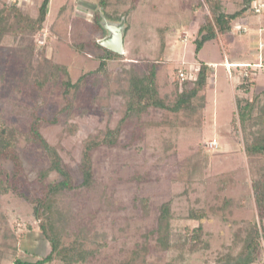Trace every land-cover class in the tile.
Returning a JSON list of instances; mask_svg holds the SVG:
<instances>
[{"label": "rangeland", "instance_id": "1", "mask_svg": "<svg viewBox=\"0 0 264 264\" xmlns=\"http://www.w3.org/2000/svg\"><path fill=\"white\" fill-rule=\"evenodd\" d=\"M98 1L50 0L42 27L31 34L14 33L16 16L0 0V125L19 134L16 151L22 164L18 180L23 194L0 192V264H10L14 256L29 252L44 255L49 249L25 196H35L61 175L39 174L48 169L50 159L27 137L35 118L71 176L72 188L57 198V223L66 229V243L82 237L84 247L93 250L84 264H240L237 257L245 236L240 231L254 221L259 226L253 182L264 174V156L244 153V135L246 131L252 137L261 125L257 122L264 94L244 131L236 111V121L230 123L234 91L222 63L223 46L214 39L205 42L197 56L194 51L193 39L208 11L206 2L137 0L135 6L132 0H110L102 9ZM16 2L21 14L36 19L41 0H29L26 9L21 0ZM242 4L245 0H231L227 10ZM126 10L130 11L127 18L122 15ZM102 15L112 22L125 18L124 53L108 59L106 73L89 74L104 53L95 44L105 35ZM262 37L263 43L264 32ZM254 45L250 50L258 52ZM261 52L264 55V47ZM198 58L218 64L189 107L178 111L150 107L121 122L128 85L124 71L130 65L142 72L150 61L158 60V91L171 102L176 93L172 73L183 71L195 78ZM255 74L257 86L264 87V66ZM68 81L76 85L66 91ZM258 92L253 86L238 95L250 99ZM116 127L114 144L102 143L91 151L93 184L87 189L81 185L83 147ZM210 141L217 142L218 148H208ZM12 168L11 161L0 158L2 180L12 176ZM165 201L171 207L169 248L160 247L149 235ZM194 208L206 213L202 223L206 245L201 243L190 254L178 241L185 226L199 224L188 217ZM260 243L251 264H264Z\"/></svg>", "mask_w": 264, "mask_h": 264}, {"label": "trees", "instance_id": "2", "mask_svg": "<svg viewBox=\"0 0 264 264\" xmlns=\"http://www.w3.org/2000/svg\"><path fill=\"white\" fill-rule=\"evenodd\" d=\"M50 0H41L38 6V15L36 19H29L19 11L17 2L5 3V10L9 13H14L16 16L11 29L16 32H29L34 34L40 27L47 16L48 3ZM110 0H99L98 4L102 9H105ZM119 0H115L117 2ZM137 0H132V3L136 6ZM208 5V11L203 16V21L198 27L196 36L193 39L195 44V56L202 48L205 42L217 39L231 28V21L236 17L246 12L253 13L251 9V2L253 0H247L244 6L238 10L228 13L222 9L219 0H202ZM203 2V3H204ZM249 2V3H248ZM4 9V8H3ZM12 9V10H10ZM130 11H124L122 15L127 18ZM8 13V14H9ZM254 14V13H253ZM264 14V13H262ZM121 17V16H120ZM118 17V18H120ZM126 22V21H125ZM3 29V28H2ZM126 31V30H125ZM0 31V39L1 33ZM164 40L162 34L161 40ZM95 44L103 49V54L99 56L100 62L98 67L89 72L90 73H106L107 61L114 56H121V54L110 51L97 42ZM150 61V60H148ZM158 60L150 61V64L146 66L144 71L138 72L137 69L130 65V68L125 70L128 85L124 90L126 99V109L124 117L121 120L131 118L132 116H139L141 113L146 112L150 107L168 109L172 111H178L189 107L191 101L198 95L199 91L203 90L207 84V79L211 74V68L202 61H199L196 77L189 78L187 75L181 78L179 72L172 73L173 82L176 88V93L173 101L169 102L165 97L160 96L157 80H156V68ZM62 68V67H61ZM249 65L243 67L242 72L239 74V83L236 86L237 89L248 92L250 88L255 86L253 70L248 69ZM249 70V72L246 71ZM230 75L231 69L227 68ZM247 72V75L245 74ZM185 74V73H184ZM81 78L78 79L80 81ZM43 82H41L42 84ZM65 90L67 91L70 86H75L76 83L70 81L65 82ZM64 91V92H66ZM264 94V91L255 93L252 98L235 96V111L238 117L239 125L244 131L247 122L252 119L253 110L257 105L258 99ZM261 119H258V124H261L259 128L252 132V137L245 131L244 135V153L246 155H260L264 156V124L260 123L264 121V104ZM235 111L230 120V123H234ZM259 117V116H258ZM257 118V117H256ZM40 121L38 118L33 119L29 125V133L27 137L36 142L42 150L48 155L50 159V166L48 169L43 170L39 174L46 176L50 171H56L61 175V179L56 183H49L45 185L40 192L35 196H25L27 201L32 205V215L37 221V226L43 239L48 244V251L44 255H38L32 252L28 253V256H14L10 264H52L55 261L60 264H84L89 256L93 254V250L84 247V239L82 237H75L70 242H65L66 229L57 223V198L60 194L67 189L72 188L71 176L62 166L61 158L56 149H54L39 131ZM119 127L115 129H107L106 134L102 139H92L85 143L81 155L80 172H81V185L87 189L92 187L93 184V172L91 166V151L100 144H114L117 139ZM19 134L16 129L6 125H0V158L7 159L12 162V176L5 181L0 177V192L7 193L9 191H15L19 195L23 196L19 191L18 176L22 171L21 160L16 151L17 141ZM218 144V143H217ZM218 148V146H217ZM253 198L256 206L257 213H259L260 221L259 226L256 222H251L249 227H243L240 232H244V247L240 251L237 259L240 260V264H251L256 261V251L262 245L264 246V174L261 175L255 182H253ZM188 217L199 221L197 226H185L182 235L179 237L178 243L183 247L187 253L200 249V244L206 245V241L203 240L202 223L206 217L205 211L202 209H191L188 213ZM261 221L262 224L260 223ZM171 207L170 201L161 203L159 207V215L157 217V224L149 235L155 236L156 242L160 247L169 248L171 245ZM203 246V247H204ZM202 247V248H203ZM3 264V263H2ZM227 264V262L225 263ZM237 264V262L235 263Z\"/></svg>", "mask_w": 264, "mask_h": 264}, {"label": "crops", "instance_id": "3", "mask_svg": "<svg viewBox=\"0 0 264 264\" xmlns=\"http://www.w3.org/2000/svg\"><path fill=\"white\" fill-rule=\"evenodd\" d=\"M10 1L11 0H4L5 3H12ZM219 1L222 6V9L225 12L232 13L236 11V10L234 11L227 10V5L231 0H219ZM28 2L29 0H21L22 7L24 9H26V4ZM246 3L247 2H245V4ZM243 5L244 4H242L239 8H241ZM263 18H264V14L257 15V14L250 13L247 10L246 12L236 17L233 21H231V28L229 31L225 32L222 36L217 37V39L215 38V40H217L219 44L221 43V45L223 46V50L225 52L223 54L224 61L222 63L226 64V66L227 64L230 65L231 72L228 78L230 80V84L233 87V91H234V107L235 108H236L235 96L239 94V91H241L237 89L236 86L239 83V74L240 72H242L243 67H246L249 65L248 69L253 70L254 79H255L256 77L255 73L257 72V69L259 67L264 66V55L261 54L262 53L261 49L264 47V42L263 43L261 42V39H263L262 36L264 32V27L262 26ZM184 32L186 35L188 34L186 33V31ZM181 40L183 42L187 41V40L184 41L183 38H181ZM253 42L255 44L254 46L258 45V48H257L258 52L250 50L251 44ZM199 52L200 50L198 51V53ZM198 60L210 66L211 73H214L213 68L216 64H218L217 62H206L200 58H198ZM226 72H227V67H226ZM208 81L209 80L207 79V83ZM255 88L259 89L260 91H264V87L257 86L256 79H255ZM238 96L241 97L242 95H238ZM234 111H232V116H233Z\"/></svg>", "mask_w": 264, "mask_h": 264}, {"label": "water", "instance_id": "4", "mask_svg": "<svg viewBox=\"0 0 264 264\" xmlns=\"http://www.w3.org/2000/svg\"><path fill=\"white\" fill-rule=\"evenodd\" d=\"M100 22L105 35L97 40L102 47L118 54L124 53V30L125 18L122 17L119 22L109 21L105 16H101Z\"/></svg>", "mask_w": 264, "mask_h": 264}, {"label": "built area", "instance_id": "5", "mask_svg": "<svg viewBox=\"0 0 264 264\" xmlns=\"http://www.w3.org/2000/svg\"><path fill=\"white\" fill-rule=\"evenodd\" d=\"M13 1H16V0H11L10 2H13ZM17 5H19L18 2H17ZM251 9H252L254 14L264 13V0H253L251 2ZM184 36H186V34ZM183 40L185 41V40H187V38L185 37ZM226 67L228 68V67H230V65L227 64ZM245 74L247 75V72H245ZM179 75L181 78H184V76H185L183 71H180ZM207 146H208V148L214 150L215 148H217L218 144L215 141H210L207 143Z\"/></svg>", "mask_w": 264, "mask_h": 264}]
</instances>
